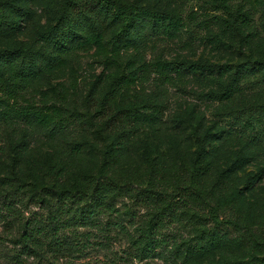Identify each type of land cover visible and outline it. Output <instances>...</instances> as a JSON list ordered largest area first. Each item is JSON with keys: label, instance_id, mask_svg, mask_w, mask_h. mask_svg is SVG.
I'll list each match as a JSON object with an SVG mask.
<instances>
[{"label": "rangeland", "instance_id": "obj_1", "mask_svg": "<svg viewBox=\"0 0 264 264\" xmlns=\"http://www.w3.org/2000/svg\"><path fill=\"white\" fill-rule=\"evenodd\" d=\"M53 1L51 11L42 0H31L18 34L0 37V51L29 45L36 29L54 26L62 0ZM119 1L178 10L187 19L173 39L145 27L125 44L123 63L143 57L200 69L173 74L172 84H162L153 73L116 104L109 94L116 70L106 68L89 47L73 51L63 71L37 82V91L59 83L76 89L64 105L68 127L63 133L0 123V264H264V0H229L230 10L248 16L251 24L226 30L221 22L228 14L215 0ZM99 8L93 6L92 14ZM99 18L111 40L120 26L104 14ZM230 84L242 90L222 100L217 94ZM141 104L160 105L161 122L129 132L118 112ZM260 172L250 187L249 177ZM99 178L179 196L192 187L209 209L182 208L177 220L165 218L150 227L163 206L156 199L117 194L100 208L40 193L54 188L90 194L91 181ZM241 188L244 200L213 213L218 200ZM203 228H217L228 244H213L209 233L202 240L206 251L188 253ZM24 234L31 235L27 246Z\"/></svg>", "mask_w": 264, "mask_h": 264}, {"label": "trees", "instance_id": "obj_2", "mask_svg": "<svg viewBox=\"0 0 264 264\" xmlns=\"http://www.w3.org/2000/svg\"><path fill=\"white\" fill-rule=\"evenodd\" d=\"M31 0H0V37L14 38L20 30V22L28 15V4ZM44 6L53 10V0H42ZM217 6L227 12L228 17L222 19L223 30L229 27L249 26L251 20L246 15L234 13L230 10L229 0H215ZM100 8L92 14L93 6ZM254 6V5H253ZM255 7V6H254ZM99 14L110 18V22L120 26L118 32L111 40H108V28L100 20ZM54 26L40 30L36 29V37L31 44L18 43L12 50L0 51V123L12 125L25 123L26 125H37L49 129L52 134L65 132L68 127V117L65 114L64 105L68 101L71 92L75 87H66L59 83L46 90L37 91V82L46 77L63 71L68 65L73 51H79L89 47H95L96 54L103 60L106 68L116 70V78L109 94L117 104V100L124 101L130 97L134 86L141 79L157 75V80L162 84H172L173 74L180 75L185 70L198 72L199 67L194 64H179L172 62H147L143 57L136 58L126 63L122 62L123 50L128 46L127 42L142 34L145 27L152 26L155 31L173 39L187 26V19L183 18L178 10L160 11L154 8L139 6L136 2H122L119 0H62V6ZM75 44H70L75 41ZM124 46V47H123ZM256 63L252 65L255 67ZM207 68L212 69L211 65ZM219 72L222 67H217ZM121 72V73H120ZM240 87L230 84L228 89L217 94L222 100L230 101L233 96L239 93ZM40 95L37 102L36 95ZM122 123L129 127V132H137L141 126L153 127L161 122L163 110L160 105L141 104L133 105L118 112ZM262 172L251 175L247 184H255ZM92 182V192L66 191L54 188L43 189L42 195H50L63 199H70L78 202H88L103 208L109 196L117 194L134 195L141 201L157 202L163 206L161 210L154 213L150 219V227H156L165 218L177 220L182 208L199 210L197 213L209 209L203 201L201 193L196 192L192 187L183 188L180 196L176 193L159 191L157 188L150 190L134 189L130 185H119L99 178ZM245 188L235 189L230 194L222 197L215 203V211L219 213L222 209L230 210L237 203L244 200ZM107 208V207H106ZM86 206L82 207L81 214H85ZM163 216V217H162ZM203 216V215H202ZM204 217V216H203ZM234 225L236 222L233 223ZM204 226V224H202ZM237 226V224H236ZM211 234L212 243L226 245L229 240L226 234L220 231L204 229L199 240L187 247V252L198 255L208 249L203 238ZM30 234L22 236V243L27 246ZM149 251V250H147ZM186 258V256H184ZM187 260L185 259L184 262ZM225 264H246L241 262H227ZM252 264H257L253 262Z\"/></svg>", "mask_w": 264, "mask_h": 264}]
</instances>
